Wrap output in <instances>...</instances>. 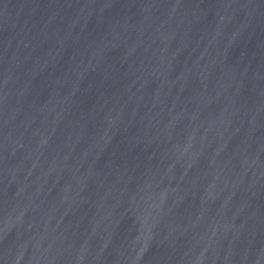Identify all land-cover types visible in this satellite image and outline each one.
Wrapping results in <instances>:
<instances>
[{
	"label": "water",
	"instance_id": "95a60500",
	"mask_svg": "<svg viewBox=\"0 0 264 264\" xmlns=\"http://www.w3.org/2000/svg\"><path fill=\"white\" fill-rule=\"evenodd\" d=\"M0 264H264V0H0Z\"/></svg>",
	"mask_w": 264,
	"mask_h": 264
}]
</instances>
